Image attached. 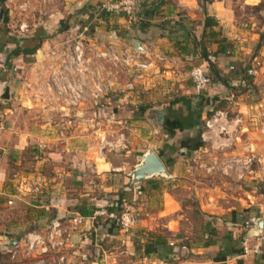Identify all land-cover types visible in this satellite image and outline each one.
Returning a JSON list of instances; mask_svg holds the SVG:
<instances>
[{"label":"crops","instance_id":"0c3cea01","mask_svg":"<svg viewBox=\"0 0 264 264\" xmlns=\"http://www.w3.org/2000/svg\"><path fill=\"white\" fill-rule=\"evenodd\" d=\"M103 1L105 0H0V118L5 121V128L0 130V213L13 207L16 210L22 209L29 215L28 221L8 224L6 229L10 231L14 227L22 228L26 230H24V236H27V234L37 232L36 230L43 229L42 226L47 225L45 222L47 219L50 223L53 221L62 223L57 219L61 215L66 216L64 223H70L69 213L75 210L77 205L70 207L67 201L62 198L65 193L61 187V180L64 173H68L58 164V161L62 160V150L47 136V142L38 138L40 133L38 122L30 121L29 125L20 123L21 114H25L27 117L35 116L37 119L43 115L36 107L31 106L33 101L30 94L22 92L20 84L13 74L23 73L35 82L45 77V66L41 58L57 36L62 34V32L55 34L56 28L62 26V22L66 21L65 18L69 19L66 21L68 29L75 24L71 23V18H76V20L78 18L80 22H83L87 12ZM241 1L242 5H254L261 2V0ZM138 2L139 6L133 17L113 14L107 16L110 20L107 25L101 26V23H97L98 36L102 37L101 40L109 41L107 39L109 37L117 47L135 52L139 62L145 65L144 70L135 69L132 72L133 75H129L130 71L122 70L129 76V81H133L134 89L119 92L115 94L116 97H113L112 94L109 99L111 103L114 100V103L117 104L114 118L119 124L116 123L114 126L124 127V132L130 141L128 152L123 153V157L127 160L123 162L124 165L121 168L113 170L115 173L121 172L127 175L120 178V184L113 186L118 190L130 180L128 173L139 162V157L148 149L153 150L161 157L159 149L164 144L179 147L178 151L172 155L174 162L170 166H167L165 159L161 157L167 167V177L172 178L181 176L183 159L198 153L204 146L212 143V140L203 141L202 146H198L189 153L185 148L186 142V144L183 142L178 144L181 139L193 136L198 132L207 112L212 109L210 104L217 103L219 99L231 101L233 98L228 87L220 81L212 82L203 95H196L189 78V72L195 66L207 70L206 63L201 58V51L204 49L210 56L216 54L214 61L222 77L231 79L245 68L252 69L254 74H257L255 62L259 61L260 56L253 55L249 59L248 56L253 51L259 55L262 54L261 43L263 41L261 40L264 38V30L257 39L258 34L251 31L254 29L252 24L243 22L238 19V16L233 15L231 5L235 2L232 0H138ZM20 15L24 18L41 19L43 23L36 26L31 35L20 39L19 35L29 30V25L24 22L22 24L27 27L25 32L19 30L21 24L11 25L13 22L11 20L20 17ZM5 28L8 36L14 37L13 31L17 33V36L14 37L15 41L3 42V29ZM40 29L45 35L49 32L53 36L45 38L33 54L24 56L21 50L22 45L26 43L25 39ZM135 42L138 43L137 46H134ZM220 47L225 51L217 53ZM232 81L233 78L231 83ZM121 83L126 82L123 80L120 81ZM234 104L237 103L234 102ZM240 104V111L236 116L240 118L241 125V121L247 120L253 113L248 111L245 103ZM41 127L42 124H40L42 130ZM240 127L241 133L249 132L247 124ZM165 128L172 130L173 136H169ZM81 131V135H75V138L65 145V149L70 150L71 148L75 152L74 155L72 154L73 166L80 170V176L84 173V176L90 175L104 179L110 175L109 173L113 169L111 163L106 160L107 154L101 157L95 151L87 149V146H91L90 140L93 131ZM165 135L166 137H164ZM33 138L36 141L32 142ZM42 138L45 137L42 136ZM227 142L231 144L229 147L236 145L240 150L247 149L248 145L254 146L247 139L239 138L236 141L230 139ZM227 142L224 147H228ZM33 143H36L38 150L30 152V149L35 147ZM29 154H34V167L35 169L39 168L40 171L31 172L20 169L29 158ZM248 156V154L244 155V157ZM130 157L135 164L130 171L126 172V168L128 169L130 164V160L128 161ZM47 165L52 168L50 172L47 170ZM18 171L24 176L28 175L29 179L37 175L42 176L44 181L41 183L39 192L26 193L23 197L18 195L14 198L12 175ZM76 174L78 175V173ZM114 176H120V174H113ZM156 183L159 186V183ZM137 185L134 188L137 189V193H141V186ZM110 187L112 186L105 183L100 189L107 190ZM148 189L153 190L150 184ZM166 197V205L172 203L175 209L176 201L170 195ZM9 199H13L11 205H7ZM33 216L35 219L31 220ZM235 217L240 218L241 216L235 213ZM40 218H43V221ZM256 218H261L263 222L262 232H257L253 227V221ZM11 219L8 216V219L4 220ZM244 220L247 224V234H244L243 242L245 241L250 248L247 253L253 254L245 258L249 260V264H264V239L258 250L254 249L256 237L264 236V215L256 213ZM32 223H35V228L27 230ZM67 228L69 230L66 236L65 233L63 235V244H68V247L77 246L81 249L80 252L84 253L83 257L85 258H88L89 248L94 247L93 239L99 237L103 239L107 237L106 234L110 233L109 231H102L103 233L98 231L91 216L84 217L81 225L73 226L71 224ZM0 234V241L10 237L6 232ZM240 248L241 255H243L242 242Z\"/></svg>","mask_w":264,"mask_h":264},{"label":"rangeland","instance_id":"374dc122","mask_svg":"<svg viewBox=\"0 0 264 264\" xmlns=\"http://www.w3.org/2000/svg\"><path fill=\"white\" fill-rule=\"evenodd\" d=\"M232 1L235 2L231 5L233 15L238 16V19L243 22H250L254 28L251 30L252 33L258 34L257 39H259L262 30H264V0L254 5H242L241 0ZM102 17L99 22L101 26L110 23L107 15ZM64 20L69 21L68 18ZM74 20L76 18L70 19L71 23H75L74 25L82 23L78 18L76 21ZM11 21H13L11 22L13 26L15 23L22 24V22L29 25L28 32L19 35L20 39L31 35L32 30L43 23L41 19L24 18L22 15ZM96 33H99L97 26ZM12 34L14 37L17 36L15 31ZM51 36L53 35L47 32L46 38H50ZM263 39L261 40L263 41L261 43L262 54L259 55L253 51L248 56V59L253 55L260 56L259 61L255 62L257 74H254V72L253 75H250L251 83L247 86L244 80V85H240L237 77H232V83L230 80L229 84H235L243 93L237 95L233 93L232 88L228 87L227 89L233 94L231 101L219 99L217 103L210 104L216 107L220 105L213 112L221 110L230 119L235 118L236 114H239L240 103H245L248 111L253 114L251 116L248 115L249 118L247 120H242L241 125L247 124L249 132L244 131L241 133L240 123H231V127L233 126V128H230L227 133H223L220 136H212V143L210 144L212 147L206 145L198 153L192 154L190 157H186L187 159L182 160L181 176L178 175L179 177L171 178L157 175L146 178L138 183L141 186V193H137V189L134 188L137 184L130 183L136 197L121 206V213L125 212L132 215L135 219L133 225L125 230L117 224V236L114 240L110 241L111 243H108L106 250L103 248L102 250H98L102 242L98 241V238H94L92 242L94 247L91 246L89 248L88 258L83 257L84 253H81V249L77 246L68 247V244H62L61 241L63 239L64 242V237L55 238L50 241L47 238L50 223L47 221L48 219L45 220L47 225L42 226L43 229L36 230L37 232H35L42 237V243L34 241L33 245L29 247L27 237L23 234L26 231L25 229L15 227L11 231L6 229L11 222L18 224L26 221L29 218L28 213H24L22 209L16 210L13 207L4 210L0 213V233L6 232L10 237L4 241H0V264H249V260L245 257L253 254L243 252L241 256H227L222 258L223 260H220L219 251L225 242V235L227 233L234 232L237 236L247 234L245 218L248 219L256 213L264 215ZM110 71V80L117 82L125 80L127 82L130 79L124 71L121 72L116 68ZM132 72L134 71H130L129 75H133ZM234 102L237 104H234ZM86 105L90 106L89 103ZM31 106L33 107V105ZM45 114L43 113L42 115L45 117ZM85 114L92 116L94 115V110L90 113L88 110ZM30 121L38 122L40 131L38 138L42 139L43 142H47L46 136L50 134L47 133L48 131L40 129V124H43L44 118L39 117L37 119L35 116L30 115V117H27L25 114H21L20 123L29 125ZM81 130L76 131L77 136L81 135ZM42 136L45 138L43 139ZM235 137L241 140L247 139L254 146L248 145L247 149L241 150L236 145L229 147L231 144L226 140L232 139V141H236ZM31 141H36V139L33 138ZM219 142H227L229 145L223 149L221 147L217 148V144L221 145ZM33 144L35 147L32 150L30 149V152L38 150L36 143ZM57 146L62 150V160L58 161V164L60 168L68 172L64 173L61 180V187H63L65 193L64 197L61 196L67 201L68 206L72 207V205L84 202L88 208L93 207V210L100 208H104L105 210L109 202L118 198L116 197L118 188L113 186L118 183L120 184V178L127 175L121 172L115 173L113 170L121 168L124 165L123 162L127 160L123 157V153H107L106 160L111 163L113 169L109 173L110 177L106 176L104 179H101L96 176H84L82 171L83 174L80 176V170L73 166L74 160L72 159V154L74 155L75 152L71 148L70 150L65 149V144ZM245 154L250 156V161H245ZM169 156L171 157V155ZM129 160L130 164L128 169L126 168V172L130 171L131 167L135 164L134 160L131 161V157L128 158ZM34 163V154H29V158L20 169L31 172L40 171L39 168L35 169ZM50 169L52 168L47 165L48 172L51 171ZM18 173L20 174L21 172L18 171ZM113 174H120V176L113 177ZM41 178L43 182L44 179L42 176ZM147 180L158 182L159 187L151 191L148 189L149 184ZM12 181L14 184L15 180L12 179ZM25 182L28 183L29 181ZM128 182L131 181L128 180ZM105 183L112 187L107 190L100 189ZM19 188V190H22L26 194V188L23 189L21 186ZM16 191L14 187V193ZM167 195H170L176 201L175 209L172 203H170L171 205H166ZM232 212L239 214L241 217H235L234 219L231 215ZM106 214L98 217H101L102 221L105 222L107 219ZM8 216L12 218V221L4 220L8 219ZM118 217L114 219L115 223ZM34 219L35 217L33 216L31 220ZM41 220L43 221V218ZM249 220L247 221L249 222ZM60 221L62 222H59L61 227L67 230L65 232L66 236L69 230L67 227L71 224L68 222L64 223L65 219H61ZM249 223L251 224V222ZM207 224L216 230L217 236L215 238L218 240L217 245L219 247H201V242L208 236ZM119 236L120 238H118ZM157 238H162L165 241V249L170 251L166 253L168 257L160 259L155 255H145V244ZM105 240H103V243ZM11 241L14 243L11 244ZM238 261L240 262L238 263Z\"/></svg>","mask_w":264,"mask_h":264},{"label":"built area","instance_id":"2783aa9c","mask_svg":"<svg viewBox=\"0 0 264 264\" xmlns=\"http://www.w3.org/2000/svg\"><path fill=\"white\" fill-rule=\"evenodd\" d=\"M139 6L138 0H105L100 2L94 9L87 12L83 22L73 25L71 28L58 35L52 45L42 55V62L45 66L46 76L40 81H31L23 73H14V78L18 80L24 94L29 93L33 107H36L41 114L46 113L42 124V129L48 131L47 135L52 142L57 145L69 144L75 138L77 130L93 131L90 145L87 149L93 150L97 155L103 157L107 153H126L130 147L124 127L118 128L114 124L118 123L113 115L96 118L85 114L93 111L94 105L103 100L108 102L113 93L117 94L125 90L134 89L133 81L121 83L110 80V70L117 69L134 71L145 68L139 62L135 52L117 47L112 40L104 42L102 37L96 33L97 23L102 16L113 14H123L133 17ZM26 25L21 24L19 30L25 32ZM247 75H253L252 69L247 70ZM189 78L196 95H203L212 84V78L208 71L202 67L195 66L189 72ZM244 85V80L239 81ZM113 94V96H115ZM89 103L90 106L86 104ZM46 111V112H45ZM103 122V123H102ZM240 123V118L228 119L226 113L217 110L206 116L201 125L200 137L202 141H211L212 136H220L227 133L231 123ZM5 128V121L0 118V130ZM166 137V135L164 136ZM226 140V139H225ZM227 141V140H226ZM221 143V142H219ZM225 143L217 144V147H224ZM245 161H250V156L244 157ZM30 177L27 175L13 173L15 180L14 187L16 196H24V192L19 190L20 186L27 189L26 193H37L41 188V176ZM25 181H29L28 183ZM28 184V185H26ZM12 196V197H13ZM13 199L7 201L11 205ZM104 208L95 209L91 215H105ZM69 222L73 226L81 225L84 217L78 211L69 213ZM134 218L128 213H121L116 224L127 230L134 223ZM66 232L58 221H53L48 227L47 238L51 241L55 238L63 237ZM29 247L36 243H42L43 239L39 234H27ZM254 249L258 250L264 236L256 237ZM63 244V239L61 241ZM242 250L247 253L250 248L246 242H242Z\"/></svg>","mask_w":264,"mask_h":264},{"label":"trees","instance_id":"16d2710c","mask_svg":"<svg viewBox=\"0 0 264 264\" xmlns=\"http://www.w3.org/2000/svg\"><path fill=\"white\" fill-rule=\"evenodd\" d=\"M66 29H68L67 25H66V21L62 22V26H59L58 28H56V30L54 31L55 34L57 33H61L63 31H65ZM3 42H10V41H15V38L12 36H8L7 35V29H3ZM46 38L45 33L42 31V29L37 30L34 32V34H32L31 37L25 39L24 45H22V54L25 56L31 55L35 52L36 49H38L42 43V41ZM225 49L220 47L217 50L218 52H224ZM216 56V54H212L210 56V54L208 52H206L204 49L201 51V58L205 61L206 63V68L207 71L209 73V75L212 78L213 82H219L221 81L223 84H225L227 87L232 88L233 93H236L237 95H241L243 92L240 91L239 88H237V86L234 84H229L231 79H227L225 77H222V75L220 74V70L217 68V65L214 61V57ZM247 68H245L240 74L236 73L234 75V77H237L238 80H245L246 81V85L248 86V84L251 83V77L247 75L246 73ZM220 79H219V78ZM232 87H231V86ZM114 97V96H113ZM111 98V97H110ZM109 98V99H110ZM109 103H106L103 100H99L93 107L94 110V115L96 118H103V117H107V116H114V113L117 111V104H115L114 100H108ZM114 103V104H113ZM220 107L219 106H212V109L210 112H207V116H209L213 110H216ZM134 115V114H133ZM139 115V114H138ZM165 131L168 133L169 136H173V131L170 129L165 128ZM200 131L201 129L199 128L198 132L196 134H194L193 136H188L185 137L183 139H181L180 141H178V144H180L179 142H183L184 144L187 143L186 145V150L189 153L191 150L197 148L198 146H202L203 141L200 138ZM186 142V143H185ZM177 145L176 147H172L169 146L167 144H164L160 149H159V155L161 157H164L165 159V163L167 164V166H170L173 162L174 159L171 158L172 155L178 151ZM171 155V157L169 156ZM168 160V161H166ZM130 181V180H129ZM147 183L151 185L152 189H157L159 186L158 184L153 181V180H147ZM116 200L114 199L113 201L109 202L106 206V216L107 219L104 221H102L101 217H97L95 216L93 218V224L94 226L97 228L98 231H100L101 233H103L102 231L106 232L109 231L110 233L106 234L107 237H105V239H101V237H99L98 241H101V245H100V249L98 248V250H102L108 247V243H111L110 241L114 240V238L117 236V224L115 223V218L120 216L121 213V206L126 203L131 201L132 199H134L136 196L133 193L132 190V185H130V182H127V184H125L122 188H120L117 193H116ZM93 207H89L85 205L84 202H80L79 204L76 205L75 210L79 212V214L83 217H89L92 215L93 213ZM232 216L235 219V212L231 213ZM57 219L61 220V219H66V216L61 215L59 216ZM246 219V218H245ZM33 228H35V223L31 224L27 230H32ZM207 234L208 236L205 238V240H203V242H201V247H209V246H216L219 247L217 245L218 240H216V230L213 228H211L208 224H207ZM244 235L242 236H237L234 232H229L225 235V242L223 243L221 250L219 251L220 254V260H223L222 258L227 257V256H233V255H241V248H240V244L241 241L243 240ZM111 239V240H110ZM103 240H105V242L103 243ZM144 252L145 255H155L157 257H159L160 259L166 258L168 257V252H170L168 249H165V241L162 238H157L154 241L148 242L145 244L144 246ZM173 256V255H172ZM170 258V257H169ZM240 261H238L239 263Z\"/></svg>","mask_w":264,"mask_h":264},{"label":"water","instance_id":"95a60500","mask_svg":"<svg viewBox=\"0 0 264 264\" xmlns=\"http://www.w3.org/2000/svg\"><path fill=\"white\" fill-rule=\"evenodd\" d=\"M137 44L138 43L135 42L134 46H137ZM136 49L139 48L136 47ZM138 161L139 162L128 173L131 184H138L146 178L152 176H168L167 167L164 165L162 158L159 157L153 150L148 149L143 155L139 157ZM253 227L257 232H262L263 222L261 218H256L253 221ZM10 243L13 244L14 242L11 241Z\"/></svg>","mask_w":264,"mask_h":264}]
</instances>
